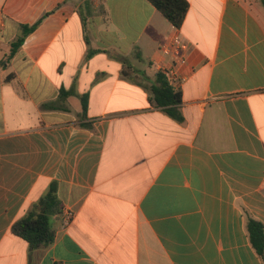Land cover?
I'll list each match as a JSON object with an SVG mask.
<instances>
[{
  "label": "crops",
  "instance_id": "0c3cea01",
  "mask_svg": "<svg viewBox=\"0 0 264 264\" xmlns=\"http://www.w3.org/2000/svg\"><path fill=\"white\" fill-rule=\"evenodd\" d=\"M186 1L175 28L148 0H0V264H264V2ZM172 36L181 123L151 101ZM52 183L31 250L11 229Z\"/></svg>",
  "mask_w": 264,
  "mask_h": 264
},
{
  "label": "trees",
  "instance_id": "16d2710c",
  "mask_svg": "<svg viewBox=\"0 0 264 264\" xmlns=\"http://www.w3.org/2000/svg\"><path fill=\"white\" fill-rule=\"evenodd\" d=\"M151 5L175 28H179L188 11L186 0H148ZM264 2V0H263ZM42 18L31 26L22 25V35L12 43L9 57L21 47L25 37L34 31ZM151 101L154 106L173 120L181 123V93L173 91L163 74L157 72L155 82L150 88ZM83 113L87 108L86 97L82 98ZM60 213L57 185L52 183L47 193L31 206L26 215L12 226V232L24 240L31 250L45 249L54 241L51 218ZM247 233L251 246L264 261V226L253 218L247 219Z\"/></svg>",
  "mask_w": 264,
  "mask_h": 264
},
{
  "label": "built area",
  "instance_id": "2783aa9c",
  "mask_svg": "<svg viewBox=\"0 0 264 264\" xmlns=\"http://www.w3.org/2000/svg\"><path fill=\"white\" fill-rule=\"evenodd\" d=\"M161 51L165 56L171 58L168 65H158V72L163 74L168 86L173 91H179L181 84L185 81V77L178 72V68L186 63L185 50L178 36H172L170 40L161 46ZM63 219L68 225L74 219V212L65 209Z\"/></svg>",
  "mask_w": 264,
  "mask_h": 264
}]
</instances>
